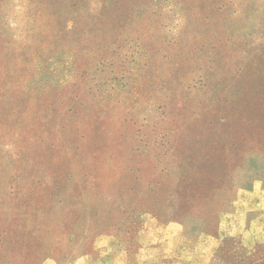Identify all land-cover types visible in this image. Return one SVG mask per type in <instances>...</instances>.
I'll use <instances>...</instances> for the list:
<instances>
[{
    "label": "rangeland",
    "instance_id": "374dc122",
    "mask_svg": "<svg viewBox=\"0 0 264 264\" xmlns=\"http://www.w3.org/2000/svg\"><path fill=\"white\" fill-rule=\"evenodd\" d=\"M249 155L264 0H0V264H264Z\"/></svg>",
    "mask_w": 264,
    "mask_h": 264
},
{
    "label": "crops",
    "instance_id": "0c3cea01",
    "mask_svg": "<svg viewBox=\"0 0 264 264\" xmlns=\"http://www.w3.org/2000/svg\"><path fill=\"white\" fill-rule=\"evenodd\" d=\"M245 164L233 173L232 199L227 203L230 209L219 218V234L235 235L244 230L241 227L245 223L251 230L257 227L255 233L251 231L253 235L264 232V159L249 155ZM207 237L214 238L213 235Z\"/></svg>",
    "mask_w": 264,
    "mask_h": 264
}]
</instances>
